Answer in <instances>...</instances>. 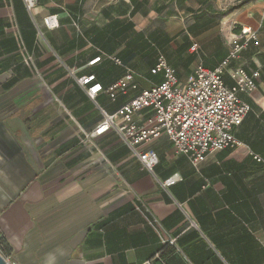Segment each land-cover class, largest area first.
Segmentation results:
<instances>
[{
    "label": "crops",
    "instance_id": "1",
    "mask_svg": "<svg viewBox=\"0 0 264 264\" xmlns=\"http://www.w3.org/2000/svg\"><path fill=\"white\" fill-rule=\"evenodd\" d=\"M223 1L34 0L28 11L0 0V242L11 264H141L155 254L158 264H264V2L227 11ZM46 16L58 26L44 27ZM242 26L258 45L223 74L228 87L234 69L259 75L239 94L250 106L232 130L240 146L195 169L162 135L138 148L155 155L150 172L114 130L80 142L101 110L116 114L162 82L151 73L158 56L184 82L198 65L220 66ZM126 69L136 88L114 101L101 92L93 102L76 82L94 75L105 89ZM151 118L133 116L138 126Z\"/></svg>",
    "mask_w": 264,
    "mask_h": 264
},
{
    "label": "built area",
    "instance_id": "2",
    "mask_svg": "<svg viewBox=\"0 0 264 264\" xmlns=\"http://www.w3.org/2000/svg\"><path fill=\"white\" fill-rule=\"evenodd\" d=\"M30 11L34 0H24ZM43 25L52 29L58 26L57 16H46ZM18 46L23 47L20 36H16ZM251 43L258 45L257 33L248 26H242L238 33L232 34L228 44L229 53L220 66L207 69L198 65L194 72L184 82H180L175 71L165 58L160 55L151 73L161 74L162 82L143 90L138 96L125 104L116 114H108L101 110L103 121L92 132L82 131L80 142L85 144L95 137H99L109 130H114L125 142L131 152L137 156L143 168L152 171L157 159L152 152L140 153L139 146L164 135L172 143L173 151L177 155L185 156L191 165L197 169L207 154L221 151L225 148L240 146V142L232 134V130L242 123L250 111V106L239 98L240 93H249L256 87L258 73L248 74L244 69L237 68L230 72L234 81L231 87L223 82L224 70L230 60L236 59L240 52ZM195 45L191 50L195 49ZM116 65H121L117 58L109 57ZM100 57L92 60L93 65ZM27 58V64H30ZM134 73L126 69L124 76L103 88L97 83L95 76H85L76 79L91 101L104 92L111 101L118 93H124L132 83ZM143 109L152 112V118L147 126H138L133 116ZM256 162L262 163L259 156L253 155ZM172 180H167L165 184ZM167 244L174 245V240ZM10 264L7 257H4ZM159 254L143 261L141 264H158Z\"/></svg>",
    "mask_w": 264,
    "mask_h": 264
},
{
    "label": "rangeland",
    "instance_id": "3",
    "mask_svg": "<svg viewBox=\"0 0 264 264\" xmlns=\"http://www.w3.org/2000/svg\"><path fill=\"white\" fill-rule=\"evenodd\" d=\"M249 2H251V3H259L260 4V3L264 2V0H232V1L224 0L222 2V4L227 9L228 8L230 9V8H232L234 6L237 9L239 7L244 6L246 3H249Z\"/></svg>",
    "mask_w": 264,
    "mask_h": 264
},
{
    "label": "trees",
    "instance_id": "4",
    "mask_svg": "<svg viewBox=\"0 0 264 264\" xmlns=\"http://www.w3.org/2000/svg\"><path fill=\"white\" fill-rule=\"evenodd\" d=\"M234 9H236L235 6L232 7V8H230V9H228L227 11H232V10H234ZM0 254H1L3 257H7V255H8L7 252H6L5 245L2 244L1 242H0Z\"/></svg>",
    "mask_w": 264,
    "mask_h": 264
},
{
    "label": "water",
    "instance_id": "5",
    "mask_svg": "<svg viewBox=\"0 0 264 264\" xmlns=\"http://www.w3.org/2000/svg\"><path fill=\"white\" fill-rule=\"evenodd\" d=\"M0 264H10V263L0 254Z\"/></svg>",
    "mask_w": 264,
    "mask_h": 264
}]
</instances>
